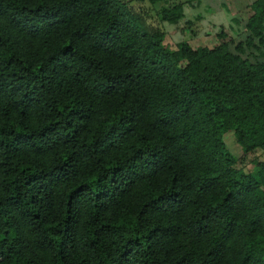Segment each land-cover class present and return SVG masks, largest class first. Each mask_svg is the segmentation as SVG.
<instances>
[{
    "label": "trees",
    "instance_id": "16d2710c",
    "mask_svg": "<svg viewBox=\"0 0 264 264\" xmlns=\"http://www.w3.org/2000/svg\"><path fill=\"white\" fill-rule=\"evenodd\" d=\"M250 9L246 38L173 49L126 0H0V264H264V166L224 140L264 148Z\"/></svg>",
    "mask_w": 264,
    "mask_h": 264
},
{
    "label": "rangeland",
    "instance_id": "374dc122",
    "mask_svg": "<svg viewBox=\"0 0 264 264\" xmlns=\"http://www.w3.org/2000/svg\"><path fill=\"white\" fill-rule=\"evenodd\" d=\"M130 10L140 17L149 31L159 30L166 34V43L173 49L180 41L192 47H214L221 42L244 39L251 15L250 5L255 0H165L151 4L148 0H126ZM183 5L184 17L177 24L163 19V8ZM224 140L237 158V168L259 177L264 166V148L244 154L233 132Z\"/></svg>",
    "mask_w": 264,
    "mask_h": 264
}]
</instances>
